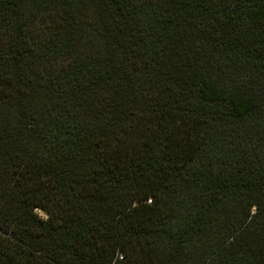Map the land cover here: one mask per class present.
I'll use <instances>...</instances> for the list:
<instances>
[{"label":"trees","instance_id":"trees-1","mask_svg":"<svg viewBox=\"0 0 264 264\" xmlns=\"http://www.w3.org/2000/svg\"><path fill=\"white\" fill-rule=\"evenodd\" d=\"M0 264H264V0H0Z\"/></svg>","mask_w":264,"mask_h":264},{"label":"rangeland","instance_id":"rangeland-1","mask_svg":"<svg viewBox=\"0 0 264 264\" xmlns=\"http://www.w3.org/2000/svg\"><path fill=\"white\" fill-rule=\"evenodd\" d=\"M39 213L44 216V214L42 212L39 211Z\"/></svg>","mask_w":264,"mask_h":264}]
</instances>
